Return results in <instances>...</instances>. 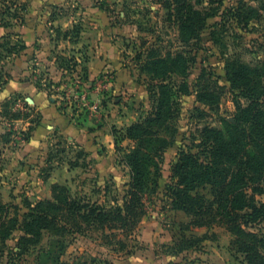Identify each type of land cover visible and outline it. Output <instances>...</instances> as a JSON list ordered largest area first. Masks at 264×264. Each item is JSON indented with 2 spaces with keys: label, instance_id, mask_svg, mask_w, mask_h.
Listing matches in <instances>:
<instances>
[{
  "label": "rangeland",
  "instance_id": "1",
  "mask_svg": "<svg viewBox=\"0 0 264 264\" xmlns=\"http://www.w3.org/2000/svg\"><path fill=\"white\" fill-rule=\"evenodd\" d=\"M192 1L213 16L184 46L161 0H0V201L26 212L27 202L49 200L51 187L61 185L76 199L111 209L128 198L136 152L143 173L132 231L47 235L40 247L50 253L46 260L55 259L48 264H246L225 225L192 227L174 208L172 169L203 127L231 121L235 101L246 105L231 89L229 62L259 70L264 83V0ZM241 5L242 23L229 14ZM150 46L193 59L185 79L191 95L174 86L166 103L157 82L141 72ZM203 86L215 90V104L198 103ZM159 110L161 118L150 123ZM55 112L65 123L86 125L88 135L99 129L104 144L81 150L62 134L65 123L55 125ZM135 124L142 130L130 140ZM249 230L264 234V225ZM35 256L24 264H36Z\"/></svg>",
  "mask_w": 264,
  "mask_h": 264
},
{
  "label": "trees",
  "instance_id": "2",
  "mask_svg": "<svg viewBox=\"0 0 264 264\" xmlns=\"http://www.w3.org/2000/svg\"><path fill=\"white\" fill-rule=\"evenodd\" d=\"M191 1L161 0L166 20L178 30L184 46L199 39L206 21L213 16L199 1ZM243 8L241 5L229 12L240 23L245 18ZM142 56L139 53L137 59ZM145 57L141 72H148L152 82H157L167 104L171 87L177 88V94L191 95L185 79L192 58L180 51L163 52L156 46H150ZM226 71L231 89L238 91L246 105L235 101L231 121L223 119L219 127H203L193 148L180 151L172 169V205L191 218L192 227L225 225L231 234V246L246 264H264V234L249 230L264 225V83L257 69L250 71L229 62ZM216 99L215 90L208 86L197 93L202 105H213ZM161 116L162 111H157L150 123ZM141 130V124L130 127L128 139H138ZM133 160L130 190L122 206L107 209L76 199L61 185L51 187V199L35 206L27 202L26 212L0 201V258L5 257L6 264H24L26 257L35 253L36 264H48L55 259L46 260L50 253L40 247L47 235L64 237L90 228L132 231L141 216L138 204L143 188L137 152ZM14 240V246L8 247Z\"/></svg>",
  "mask_w": 264,
  "mask_h": 264
},
{
  "label": "crops",
  "instance_id": "3",
  "mask_svg": "<svg viewBox=\"0 0 264 264\" xmlns=\"http://www.w3.org/2000/svg\"><path fill=\"white\" fill-rule=\"evenodd\" d=\"M49 112V111H48ZM43 115V118L46 119L47 116H46V113H44V109L42 110V113ZM53 118L55 119V125L56 124H64L65 122L63 121V117H61L58 113H54L53 115ZM54 124V122H53ZM42 126H40L36 131H34V138H37L38 139V142H40L42 140V135H41V128ZM62 134H64V137L68 140V141H71L72 143H75L76 145H78V148H80L81 150H84V151H95V148L97 147V144H95V141H100V145L101 144H104V140L105 139H101L99 137H104V136H101L100 133H99V129H97V131L95 132V134L93 135H88V127L85 125H79V124H74L73 122L72 123H69L68 121L65 123V125L62 126ZM48 128V127H47ZM94 128V127H92ZM98 128V127H95V129ZM85 130H87V132H85ZM40 133V134H39ZM105 138V137H104ZM106 148L107 150L110 151V149L113 148V145L110 143L109 144H106Z\"/></svg>",
  "mask_w": 264,
  "mask_h": 264
}]
</instances>
